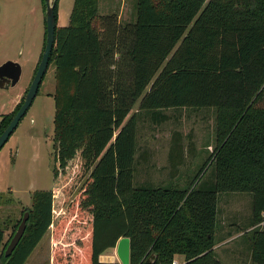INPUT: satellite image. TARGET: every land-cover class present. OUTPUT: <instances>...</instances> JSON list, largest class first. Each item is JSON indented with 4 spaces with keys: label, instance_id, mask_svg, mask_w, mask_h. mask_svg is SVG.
I'll use <instances>...</instances> for the list:
<instances>
[{
    "label": "trees",
    "instance_id": "16d2710c",
    "mask_svg": "<svg viewBox=\"0 0 264 264\" xmlns=\"http://www.w3.org/2000/svg\"><path fill=\"white\" fill-rule=\"evenodd\" d=\"M99 1L74 0L69 25H57L54 186L33 194L6 241L0 228V264H26L53 225L52 264H119L100 257L123 238L130 264H224L219 205L233 193L252 196L250 262L264 264V0H136L126 26L101 16ZM137 104L156 123L164 110L217 112V146L188 186L135 187Z\"/></svg>",
    "mask_w": 264,
    "mask_h": 264
},
{
    "label": "rangeland",
    "instance_id": "374dc122",
    "mask_svg": "<svg viewBox=\"0 0 264 264\" xmlns=\"http://www.w3.org/2000/svg\"><path fill=\"white\" fill-rule=\"evenodd\" d=\"M74 0H59L58 27L69 25ZM101 16H115L117 24L136 21V0H100ZM46 10L42 0H0V66L7 61L22 67L19 83L0 89V124L11 118L25 101L37 64L46 44ZM59 92L58 76L51 63L27 114L0 150V228L11 227L31 208L33 194L51 191L54 186L55 97ZM137 104L131 114L138 113ZM162 113L166 121L156 123L151 114L141 112L137 125L135 187H160L169 184L188 186L217 146L215 109H171ZM181 136L182 154L172 153L175 135ZM209 164L199 182L210 178ZM218 232L229 230L231 223L246 222L252 212L250 194L221 196ZM58 218L55 219L54 224ZM220 220V223H219ZM245 226H241L243 228ZM54 225L39 243L26 264H52ZM240 233L235 231L233 235ZM219 234L217 236L218 241ZM246 237L240 240H245ZM107 251L101 262H109ZM119 263V259H117Z\"/></svg>",
    "mask_w": 264,
    "mask_h": 264
},
{
    "label": "water",
    "instance_id": "95a60500",
    "mask_svg": "<svg viewBox=\"0 0 264 264\" xmlns=\"http://www.w3.org/2000/svg\"><path fill=\"white\" fill-rule=\"evenodd\" d=\"M57 0H45L46 5V44L45 49L38 66L35 77L31 83V86L26 95L25 101L22 104L21 108L10 122L9 126L5 129V131L0 136V150L4 147L7 141L10 139L12 134L15 132L20 122L23 120L25 115L27 114L29 108L31 107L34 99L36 98L39 88L43 82V79L46 75V72L50 65V59L52 52L55 47V33L57 28V20L55 15V7ZM22 75V67L19 63L13 61H7L0 66V89H4L8 86L14 87L16 86ZM29 220V213L26 212L22 218V221L17 228L16 233L12 237L6 251V257L12 255L21 239L23 238L26 228L27 222ZM117 256L119 259V263L121 264H130V241L127 238H123L117 244ZM107 263V262H103Z\"/></svg>",
    "mask_w": 264,
    "mask_h": 264
},
{
    "label": "crops",
    "instance_id": "0c3cea01",
    "mask_svg": "<svg viewBox=\"0 0 264 264\" xmlns=\"http://www.w3.org/2000/svg\"><path fill=\"white\" fill-rule=\"evenodd\" d=\"M58 13H59V9H58ZM57 24H58V20H57ZM250 219H251V213L248 215V219L246 220V222L240 221V225L239 224L237 225L236 222L231 223V227L229 228V230H226L225 232L222 231V226H221V229L218 232L219 242H217V245L214 247V252L217 254L218 258L224 264H251L250 262L251 251H250L248 235L253 230V228L249 226ZM241 226H245V227L240 228ZM10 230L11 227H8V229L5 231V241L7 240ZM235 231H239L240 233L238 234L236 233L235 235H233ZM243 237H246L245 240L243 239L240 240ZM116 248L117 246L114 249L109 250L114 252V254L111 256L113 261L112 263H117L118 256H117ZM175 261L178 262L179 264H183L184 257L177 256Z\"/></svg>",
    "mask_w": 264,
    "mask_h": 264
},
{
    "label": "flooded vegetation",
    "instance_id": "af4514ba",
    "mask_svg": "<svg viewBox=\"0 0 264 264\" xmlns=\"http://www.w3.org/2000/svg\"><path fill=\"white\" fill-rule=\"evenodd\" d=\"M42 55H43V53H42ZM42 55H41L40 60H39V62H38V64H37L36 72H37L38 66H39V64H40V61H41ZM36 72H35V74H36ZM34 77H35V75H34ZM33 79H34V78H33ZM32 81H33V80H32ZM30 86H31V85H30ZM29 88H30V87H29Z\"/></svg>",
    "mask_w": 264,
    "mask_h": 264
},
{
    "label": "built area",
    "instance_id": "2783aa9c",
    "mask_svg": "<svg viewBox=\"0 0 264 264\" xmlns=\"http://www.w3.org/2000/svg\"><path fill=\"white\" fill-rule=\"evenodd\" d=\"M119 264H121V263H119ZM173 264H179V263H178V262H176V261H174V262H173Z\"/></svg>",
    "mask_w": 264,
    "mask_h": 264
},
{
    "label": "bare ground",
    "instance_id": "6f19581e",
    "mask_svg": "<svg viewBox=\"0 0 264 264\" xmlns=\"http://www.w3.org/2000/svg\"><path fill=\"white\" fill-rule=\"evenodd\" d=\"M107 259H109V261H112V258L107 257Z\"/></svg>",
    "mask_w": 264,
    "mask_h": 264
}]
</instances>
